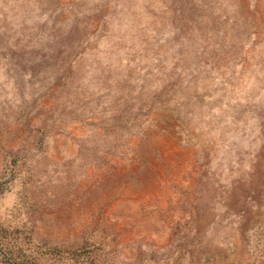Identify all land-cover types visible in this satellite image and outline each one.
I'll use <instances>...</instances> for the list:
<instances>
[{
  "label": "rangeland",
  "instance_id": "obj_1",
  "mask_svg": "<svg viewBox=\"0 0 264 264\" xmlns=\"http://www.w3.org/2000/svg\"><path fill=\"white\" fill-rule=\"evenodd\" d=\"M0 264H264V0H0Z\"/></svg>",
  "mask_w": 264,
  "mask_h": 264
}]
</instances>
